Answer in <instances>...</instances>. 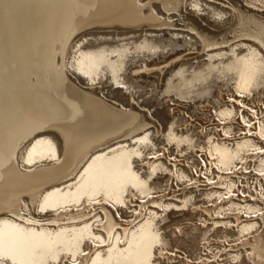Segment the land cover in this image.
Instances as JSON below:
<instances>
[{
    "label": "bare ground",
    "instance_id": "obj_1",
    "mask_svg": "<svg viewBox=\"0 0 264 264\" xmlns=\"http://www.w3.org/2000/svg\"><path fill=\"white\" fill-rule=\"evenodd\" d=\"M155 1L159 2L162 10L176 11L182 19L168 20L157 13L153 6ZM187 1L204 9L206 0H0V241L7 246L0 254L4 256V264H20V257L15 254L21 253L27 264H40L53 254L59 255L61 250L72 251L76 256L75 264H150L153 261V247L159 236L152 226L158 211L151 209L142 223L130 231L128 229L142 217L149 203L157 205L161 201L150 198L138 202L133 208V215L129 216L131 219H125L115 206L104 199L116 203L134 201L132 193H125L126 182L123 180L128 174L130 177L133 175L129 165L133 157H130L141 150L143 144L156 143L151 131L158 133L161 125L154 117L150 104L142 105L132 98L125 105L122 99L114 96L110 98L102 81H96L99 80L102 65L106 64L115 80L125 83L127 78L123 69L129 51L136 46L138 49L152 46L153 50H157L165 45L163 41L151 43L142 39L134 47L105 44L81 48L80 39L86 31L94 29L144 30L149 26H183L195 33L202 50L230 44V50L235 53L231 59L223 58L221 62H215L216 55L224 54L226 50L211 52V63L202 66L183 62L180 69L169 77L167 92L176 90L179 94L181 90L189 91L201 85L212 74L206 70L214 71L212 68L219 64L236 73L238 85L243 90L250 89V85L258 80H264V0H217L228 6L223 12L230 11V26L225 29L210 26L199 16L187 11ZM243 44H247L248 51L239 49ZM169 45L178 46L176 42ZM193 54L194 51H191L184 56ZM169 64L172 62L159 66V72L163 73ZM141 67L133 74L152 69L146 63ZM72 68L87 73L88 82L83 81ZM207 88L200 93L211 92ZM242 103L236 99L235 103L218 108V117L227 118L229 114L238 113V120L250 122L255 127V133L263 139L255 135L236 141H222L210 133L211 152L202 156L203 160L207 157L209 164L206 159L204 163H197V171H190L186 167H175L174 163L168 166L173 173V182L177 177H186L188 181L205 178L215 165L216 173L209 179L218 185L227 184V187L208 190L212 202L215 195L222 197L235 190H245L241 188V184H244L241 175L246 169L255 168L261 173L256 174L258 184L255 185L254 193L264 197V155L246 167L243 162L240 169L222 172L230 163L234 149L244 154V158H248L245 153L249 149L264 150V115L261 116L264 104L259 103L253 107L254 112H250L242 110ZM223 128L220 135L232 133L236 125ZM146 130L149 131L144 132ZM141 132L144 134L137 136ZM192 132L173 131L170 139L180 140ZM132 137H135L133 145L121 143L114 154L103 151L112 143ZM250 153L252 156L259 154ZM212 154L216 155L215 161ZM90 156L91 159L87 161ZM44 159L55 162L47 163ZM80 168V181L76 187L48 190L51 185L75 176ZM232 172L238 178L229 179ZM251 173L246 176L247 183ZM137 179L132 178V182L138 184ZM101 193H104L103 201L89 203L85 200L86 203L80 208L73 206L74 209L58 211L48 216V219L39 220L35 214L38 207L42 210L47 207L64 208L77 205L85 198L94 200ZM172 203L170 201L167 205ZM98 206L101 209L98 210L100 214L97 217L101 221L98 226L102 232L94 229L92 222H74L91 216ZM261 208H264V202L233 200L220 205L218 210H241V214L235 216L237 221L245 211L255 212ZM207 209L214 212L213 205ZM5 213H11L18 219L2 216ZM67 221V224L60 225ZM221 221L225 219L216 222ZM49 222L56 225L50 226ZM261 223L264 225V214L258 220L244 222L239 229L241 233L246 230L251 232L253 227ZM85 239L89 240V247L84 244ZM119 240H126V245L121 246ZM111 241L113 246L107 254L101 251L89 260L97 243ZM245 242L251 245L250 257L251 253L254 254L251 257L253 261H257L256 256H264V229ZM62 264L71 263L65 258Z\"/></svg>",
    "mask_w": 264,
    "mask_h": 264
},
{
    "label": "rangeland",
    "instance_id": "obj_2",
    "mask_svg": "<svg viewBox=\"0 0 264 264\" xmlns=\"http://www.w3.org/2000/svg\"><path fill=\"white\" fill-rule=\"evenodd\" d=\"M158 3L159 2L157 1L153 2L155 11H158L157 13L164 16L166 19L169 18L168 20L182 19L176 11L167 12L164 9L163 11L161 9L162 6ZM216 4L218 6H216ZM204 6L206 8L199 9L193 6L190 1H187V11L193 13L197 17L199 16V18L208 25L215 26L217 29H225L230 26V11H228L229 13L226 10L225 12L222 11L228 6L225 5V7L223 3L221 4L217 0H206ZM219 6L221 7V10L219 9ZM222 12L223 14L220 15ZM152 27L149 26L144 28V30L138 28L124 30L94 29L86 31L83 37H81L82 39H80L81 48L100 47L105 44H110L111 46L113 45L116 47H123V44H125L134 47L142 39L151 43L163 41L162 43L165 45L158 47L157 50H153L152 46H146L147 48L144 47L141 49H138L136 46L129 51L126 58L127 63L123 69L127 78L125 83L124 81L115 80L114 74L107 65H102L99 73V80L96 82L102 81V85L107 89V95L110 98H113L114 96L119 100H124L125 105L128 102L130 103L132 98L138 100L142 105L147 103L150 104L154 117L161 125V130L159 129L158 133L151 131V136L156 140V143H149L150 145L145 143L147 146L143 144L141 150L138 151L139 153L134 152L130 157L131 159L133 157L129 163L131 169L130 173L133 175L130 177L128 174L123 180L126 182L124 186L125 193H132L134 201H128V203L122 201L116 203L109 201V199H104V201L115 206V208L124 215L125 219H131L129 216L133 215V208L138 205V202H144L150 198H157L161 201L160 204L157 205L149 203L147 206L148 208L144 209L145 212L143 211L142 217L134 222L128 229L130 231L135 225L142 223L151 209L158 211L155 213L156 222L152 226V229L159 236V239L154 244L153 261L150 264H264V256H260L261 258L256 256V262L252 260L254 254L251 253V258V245L250 243L245 242L247 238L249 239L253 237V235H257L264 229L263 223L253 227L251 232L246 230L241 233V229H239L244 222L260 219L264 214V208H261L262 210L259 209V211L256 210L255 212L250 211L247 213V211H245L246 213L244 212L243 216L237 221L235 220V216L241 214V210H218L220 205L229 203L233 200H241L243 202H264V197H260L261 195L259 196V193H254L255 185L256 183L258 184L256 174H260L261 172L255 168L246 169L245 173L241 175V178L244 179V181L241 179L244 182L243 185L241 184V188H245V190L242 189L244 192L235 190L227 196L222 195V197H218L215 195L212 198V202H210L211 197L207 194L208 190L214 188L226 189L227 187V184L218 185L213 179H209L213 173H216L217 167L215 165L214 168L211 169L212 172L209 171L208 174L205 175V178L188 181L186 177H182V179L177 177V182V178H175L174 182L172 181L173 173L168 167L173 166L175 163V167L182 166L192 171L191 169H197V163H204L206 161L208 163L207 157V160L204 158V160H206L204 161L202 156H206L205 153L211 152V141L208 137L210 133L217 135L222 141H236L255 135L257 138L263 139L255 133V127L251 125L250 122L248 123L247 121L242 122L238 120V113H233V115L229 114L227 118H219L217 109L228 103L233 104L237 99L243 102V111L251 112L255 110L253 107L255 108L259 103L264 104V80H258V82L250 85V89L243 90V88L238 85V77L236 73L233 70L225 68L222 64H219L216 65L215 68H212L214 71L211 69L206 70V72L210 71L212 74L209 73L210 75H208L207 79L201 83V85L194 86L189 91L181 90L179 91V94L176 90L167 92L166 89L168 88L169 77H171L172 73H176L180 69L183 62H188L193 66H202L205 63H211V52H219L222 49L226 50L225 53L217 54L215 60V62H221L223 58H233L235 51L230 50V44H227V46L220 45L206 51L202 50L198 38L194 35L195 33L183 26H175L176 28L174 26L169 28L167 26L161 28ZM191 38H195L193 39L194 41ZM244 39L246 38H243L242 40ZM171 42H176L178 46L174 47L169 45ZM239 49L248 51L249 47L247 44H243ZM191 51H194L193 55L184 56ZM116 53L118 54L119 52L116 51ZM169 62H172V64H169L170 66L168 65L163 73L159 72L158 67ZM144 63H146L147 67L150 69L151 67L152 69L153 67L157 68H154L153 70L151 69L148 72L140 71L141 73L138 72V74H133L135 70L141 69V65ZM217 66H219V68ZM220 67L223 68L220 70ZM256 69L259 68L256 67ZM72 71H74L83 81L88 82L89 75L87 73H82L75 68H72ZM207 87L211 89V92H203L204 94L200 93L204 89H208ZM262 115H264V111L261 112V116ZM227 125H236V128L232 133L224 132L223 135H220V131H223L224 126L228 127ZM191 128L194 129L192 130ZM148 131L149 130H146L144 132ZM173 131H185L187 133L190 131L193 132L189 133V135H185L184 138L180 140H171L170 134ZM144 132H141L137 136L144 134ZM132 138L123 140L122 142L112 143L108 147L103 148V151H106L109 154H114L121 143H129V145H133L135 137ZM142 150L143 153L141 152ZM161 150H165V152H162ZM258 151H262V149H257L255 151L249 149L248 152L245 153L247 154L245 157L247 156L248 158H244V154H241L237 149H234V155L230 158V163L226 166L227 168L225 167L222 169V172H230L235 169H240L243 162L246 163L244 165L245 167L249 163L257 162L260 156L264 155V150L262 152ZM250 152L259 154L252 156V153ZM211 157L214 161L216 160V155L212 154ZM89 159H91V156L87 161H89ZM46 160L48 159H44L47 163L55 162ZM157 162H160V164L155 165ZM205 169L206 167H204V170ZM81 171L82 169L80 168L75 176L73 175L64 181L51 185L48 190L57 187H62L65 190L70 188L73 189L80 181L79 177ZM248 173H251L249 183H247L246 177L248 176ZM137 176L139 180L137 179ZM134 177L138 180L137 183L139 185L132 182V178ZM233 177L238 178V176L232 172L230 173L229 179ZM141 178L142 180H140ZM259 181L261 180L259 179ZM143 182L146 183L143 184ZM140 183H142V185H140ZM258 188L261 189V186H258ZM103 197L104 193H101L98 194L97 198L94 200L89 199L88 201V199L85 198L80 202L81 204L69 205L64 208L54 209L52 207H47L45 210H42L38 207V211L35 214L37 217L39 216V220H43L50 215L53 216L58 213V211L70 210L76 207L80 208L82 204L86 203L85 200L89 203L91 201H103L101 200ZM170 201L173 203L167 205ZM211 205L214 206V212H210L207 209L209 207L211 208ZM98 210H101L99 209V206L92 214H90L91 216H86L85 218L74 222H92L94 229L98 232H102L101 227L98 226V224L101 223L100 218L97 217L100 214ZM12 215L11 213L2 214L4 217L14 220L18 219L15 215ZM224 219L225 221L223 222H216L217 220ZM229 219L234 220L229 221ZM67 223L68 221L62 222L60 225ZM46 224L47 223H45V225ZM48 224L50 226L56 225L55 223L50 224V222ZM254 239L255 238H252V240ZM166 241L168 244L164 243ZM242 242L245 244L243 243L241 245ZM89 243V240L85 239L84 244L86 247H89ZM119 244L125 246L126 240H119ZM112 246L113 241L110 243H97L89 260L98 252L102 251L107 254L109 248ZM58 254V257L55 254L47 257L44 263L40 264H62L65 258L69 259L71 264L76 263V256L72 251L61 250Z\"/></svg>",
    "mask_w": 264,
    "mask_h": 264
},
{
    "label": "snow or ice",
    "instance_id": "obj_3",
    "mask_svg": "<svg viewBox=\"0 0 264 264\" xmlns=\"http://www.w3.org/2000/svg\"><path fill=\"white\" fill-rule=\"evenodd\" d=\"M0 235H2V233H0ZM7 246H5L2 241H0V251H2L3 249H5ZM10 250V249H9ZM15 255H19L20 257V264H27V261H25L23 259V254H15ZM0 264H4V256L2 254H0Z\"/></svg>",
    "mask_w": 264,
    "mask_h": 264
}]
</instances>
